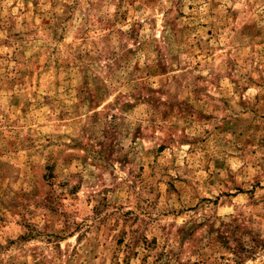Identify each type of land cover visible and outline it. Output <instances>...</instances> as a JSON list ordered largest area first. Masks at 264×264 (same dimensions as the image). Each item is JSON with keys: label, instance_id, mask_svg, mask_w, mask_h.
Wrapping results in <instances>:
<instances>
[{"label": "rangeland", "instance_id": "rangeland-1", "mask_svg": "<svg viewBox=\"0 0 264 264\" xmlns=\"http://www.w3.org/2000/svg\"><path fill=\"white\" fill-rule=\"evenodd\" d=\"M0 264H264V0H0Z\"/></svg>", "mask_w": 264, "mask_h": 264}]
</instances>
